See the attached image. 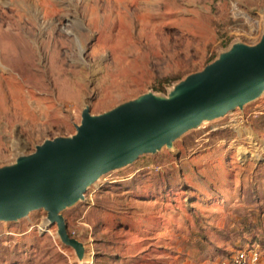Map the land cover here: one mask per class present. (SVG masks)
Here are the masks:
<instances>
[{
	"label": "rangeland",
	"instance_id": "374dc122",
	"mask_svg": "<svg viewBox=\"0 0 264 264\" xmlns=\"http://www.w3.org/2000/svg\"><path fill=\"white\" fill-rule=\"evenodd\" d=\"M263 29L264 0H0V166L74 134L84 107L166 94ZM262 168L264 92L103 175L66 208L81 263L37 210L0 222V264H221L251 242L264 264Z\"/></svg>",
	"mask_w": 264,
	"mask_h": 264
},
{
	"label": "water",
	"instance_id": "95a60500",
	"mask_svg": "<svg viewBox=\"0 0 264 264\" xmlns=\"http://www.w3.org/2000/svg\"><path fill=\"white\" fill-rule=\"evenodd\" d=\"M264 92V29L257 42H233L201 70L174 83L166 94L147 92L99 114L81 111L75 133L45 139L28 154L0 166V222L15 223L42 210L63 246L78 260L84 244L70 236L66 208L110 171L154 154L185 132L220 118Z\"/></svg>",
	"mask_w": 264,
	"mask_h": 264
},
{
	"label": "built area",
	"instance_id": "2783aa9c",
	"mask_svg": "<svg viewBox=\"0 0 264 264\" xmlns=\"http://www.w3.org/2000/svg\"><path fill=\"white\" fill-rule=\"evenodd\" d=\"M232 7L236 8L234 4ZM53 237L56 238L57 235L54 234ZM260 248L261 247L257 242H251L247 245L241 246L228 257L223 258L221 264H262Z\"/></svg>",
	"mask_w": 264,
	"mask_h": 264
},
{
	"label": "crops",
	"instance_id": "0c3cea01",
	"mask_svg": "<svg viewBox=\"0 0 264 264\" xmlns=\"http://www.w3.org/2000/svg\"><path fill=\"white\" fill-rule=\"evenodd\" d=\"M253 112H255L254 109L252 110L251 114H252ZM256 113H257V111H256ZM263 169H264V168L258 170V171H260V172H259V173H260V176H259V177H256L255 179H260V178L264 179V172H263ZM253 176H256V172L253 174ZM260 188H264V183L261 184V187H260ZM256 198H257V197H256ZM257 200H258V201H263V200H264V190H261L260 194H258V198H257ZM255 202H256V200H255ZM81 242H82V241H81ZM61 245H62V244H61ZM62 246H63V245H62ZM63 247H65V246H63ZM65 248H67V247H65Z\"/></svg>",
	"mask_w": 264,
	"mask_h": 264
},
{
	"label": "trees",
	"instance_id": "16d2710c",
	"mask_svg": "<svg viewBox=\"0 0 264 264\" xmlns=\"http://www.w3.org/2000/svg\"><path fill=\"white\" fill-rule=\"evenodd\" d=\"M253 189V188H252ZM254 191V190H253ZM256 193H255V191L253 192V193H251V195L250 196H252V195H255ZM256 197V196H255ZM261 243V245H262V243H264V241H261L260 242ZM262 247H263V245H262Z\"/></svg>",
	"mask_w": 264,
	"mask_h": 264
},
{
	"label": "bare ground",
	"instance_id": "6f19581e",
	"mask_svg": "<svg viewBox=\"0 0 264 264\" xmlns=\"http://www.w3.org/2000/svg\"><path fill=\"white\" fill-rule=\"evenodd\" d=\"M87 107V106H86ZM244 107V106H243ZM231 112H233V111H231ZM229 113V112H228ZM226 115V114H225ZM198 128V127H197ZM165 147V146H164ZM173 148V147H172ZM100 180V179H99ZM99 180H97L95 183H97ZM94 183V184H95ZM47 221V220H46ZM48 222V221H47ZM83 260H84V258H83Z\"/></svg>",
	"mask_w": 264,
	"mask_h": 264
}]
</instances>
